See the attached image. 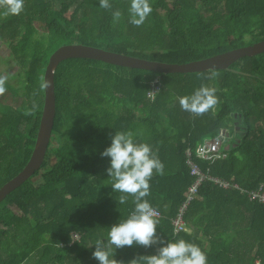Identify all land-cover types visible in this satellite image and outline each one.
I'll return each instance as SVG.
<instances>
[{
	"label": "trees",
	"instance_id": "1",
	"mask_svg": "<svg viewBox=\"0 0 264 264\" xmlns=\"http://www.w3.org/2000/svg\"><path fill=\"white\" fill-rule=\"evenodd\" d=\"M25 0L19 15L0 16V45L16 74L0 95V187L28 162L43 107L50 56L62 46L82 45L131 58L185 65L264 42V0H150L146 22L129 23V0ZM122 17L114 22L112 12ZM38 26L43 30L38 31ZM158 75L86 60L62 62L54 74L55 118L40 169L0 204V264H98L92 253L108 229L127 219L132 197L121 205L101 153L111 141L96 132L132 131L135 142L158 149L165 175L150 181V204L159 212L157 234L166 242L198 245L207 264H264V205L237 189L212 183L187 206L186 231L173 235L171 220L192 183L185 152L208 175L255 190L264 183V54L244 58L229 71ZM160 91L147 100L149 84ZM201 85L217 89L214 111L193 116L177 97ZM30 113V114H29ZM224 132L226 158L208 165L195 155L208 137ZM55 143H54V142ZM53 142V143H52ZM79 242L71 244L70 235ZM160 245L116 249L128 264L155 255Z\"/></svg>",
	"mask_w": 264,
	"mask_h": 264
},
{
	"label": "clouds",
	"instance_id": "2",
	"mask_svg": "<svg viewBox=\"0 0 264 264\" xmlns=\"http://www.w3.org/2000/svg\"><path fill=\"white\" fill-rule=\"evenodd\" d=\"M25 0H0V16L19 15L24 11ZM99 6L111 10L110 0H99ZM152 12L150 0H129V23L142 26ZM114 22H119L122 12H112ZM218 73L212 72L209 79H215ZM7 77L0 75V95L6 92ZM51 83L41 78V89ZM217 89L201 85L191 95L177 97L182 110L193 116H203L214 111L220 103ZM30 114V113H29ZM132 131H116L111 144L100 155L110 158L106 169L114 192L121 193L118 203L125 204L132 197L134 209L127 219L120 220L108 229L107 239L95 242L93 258L98 264H124L114 258L116 249L142 246L151 248L160 245L155 255L137 256L128 264H207L206 253L196 244L178 241H165L157 234L159 212L150 204V181L154 175H165V165L159 159L158 149L153 150L147 143H137ZM75 235V234H72Z\"/></svg>",
	"mask_w": 264,
	"mask_h": 264
},
{
	"label": "water",
	"instance_id": "3",
	"mask_svg": "<svg viewBox=\"0 0 264 264\" xmlns=\"http://www.w3.org/2000/svg\"><path fill=\"white\" fill-rule=\"evenodd\" d=\"M264 54V42L250 47L233 50L202 61L185 65H171L149 62L119 55L101 49L70 45L57 49L49 58L44 72V80L51 86L44 90L43 107L39 128L30 158L23 169L11 180L0 187V204L15 189L30 179L42 166L51 139L55 118L54 74L57 67L64 61L86 60L99 62L117 68L149 72L158 75H193L206 72H227L229 68L244 58H254Z\"/></svg>",
	"mask_w": 264,
	"mask_h": 264
},
{
	"label": "built area",
	"instance_id": "4",
	"mask_svg": "<svg viewBox=\"0 0 264 264\" xmlns=\"http://www.w3.org/2000/svg\"><path fill=\"white\" fill-rule=\"evenodd\" d=\"M161 85L158 79H154L148 87L146 92V99L152 100L155 95L160 91ZM225 133L221 132L216 137L211 140H204L195 150V155L202 161L211 165L216 161L226 158V148L224 142ZM185 165L187 166L189 175L192 177V183L188 187L185 195V200L179 207L176 216L171 220V226L173 229V235L185 232V224L183 221V214L191 201L194 198L200 196V191L202 186L207 183H212L218 187L229 190V189H238L240 194H245V196L251 200L256 201L264 205V183L259 184L255 190H243L238 188L236 184H230L226 181L213 178L208 175V169L205 171L202 170L200 165L194 160L193 153L191 150L185 152ZM160 217V214H159ZM158 217V218H159ZM79 235H70L71 244L79 242ZM255 264H259L257 261Z\"/></svg>",
	"mask_w": 264,
	"mask_h": 264
},
{
	"label": "rangeland",
	"instance_id": "5",
	"mask_svg": "<svg viewBox=\"0 0 264 264\" xmlns=\"http://www.w3.org/2000/svg\"><path fill=\"white\" fill-rule=\"evenodd\" d=\"M38 31L40 33H42L43 30L41 29V27L38 26ZM9 73L12 74V75H15L16 74V69L14 67L13 62L9 59L7 49L0 45V75H4V76L7 77V75H9ZM17 80L18 79L16 78V79H13L12 81H10V80H8V77H7V83L6 84L13 85V84H15L17 82ZM112 136H113L112 134L96 131L92 135V138H94V139H104V140L111 141V137ZM214 137H216V136H214ZM214 137H208L206 140H211ZM224 139H225L224 142H230L231 141V139L229 140V139L226 138V134L224 136Z\"/></svg>",
	"mask_w": 264,
	"mask_h": 264
},
{
	"label": "crops",
	"instance_id": "6",
	"mask_svg": "<svg viewBox=\"0 0 264 264\" xmlns=\"http://www.w3.org/2000/svg\"><path fill=\"white\" fill-rule=\"evenodd\" d=\"M256 262H257V261H256ZM256 262H255V263H256Z\"/></svg>",
	"mask_w": 264,
	"mask_h": 264
}]
</instances>
